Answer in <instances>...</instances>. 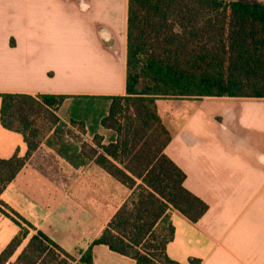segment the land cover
<instances>
[{
    "label": "crops",
    "instance_id": "crops-1",
    "mask_svg": "<svg viewBox=\"0 0 264 264\" xmlns=\"http://www.w3.org/2000/svg\"><path fill=\"white\" fill-rule=\"evenodd\" d=\"M126 17L127 0H0V93L67 95L57 115L75 138L63 141L75 148L81 141L92 144L95 134L102 144L113 141L114 132L99 124L108 105L93 117L62 110L74 101L107 103L105 96L125 93ZM161 102L171 135L164 153L184 172V187L208 206L194 223L170 211L174 236L166 254L183 264L189 258L200 264H264V98ZM186 107L187 119L177 118ZM71 120L82 122L84 132ZM204 120L211 130H204ZM26 150L22 136L0 124V158L23 157ZM129 194L92 161L72 164L50 139L0 199L75 253L88 247ZM16 232L0 213V252ZM93 250L94 264H136L104 245Z\"/></svg>",
    "mask_w": 264,
    "mask_h": 264
},
{
    "label": "trees",
    "instance_id": "trees-1",
    "mask_svg": "<svg viewBox=\"0 0 264 264\" xmlns=\"http://www.w3.org/2000/svg\"><path fill=\"white\" fill-rule=\"evenodd\" d=\"M125 66V93L105 96L107 113L99 119L114 132L106 144L96 134L92 144L81 141L78 148L63 141L75 138L57 115L67 95L0 93V124L19 133L27 147L23 157L0 158V195L50 139L72 164L92 161L130 190L97 237L75 253L0 199V213L17 226L0 264H94L96 245L136 264H183L166 254L174 236L170 211L194 223L208 206L184 187V172L164 153L171 135L160 101L264 98V1L127 0ZM71 124L84 132L82 122Z\"/></svg>",
    "mask_w": 264,
    "mask_h": 264
},
{
    "label": "rangeland",
    "instance_id": "rangeland-1",
    "mask_svg": "<svg viewBox=\"0 0 264 264\" xmlns=\"http://www.w3.org/2000/svg\"><path fill=\"white\" fill-rule=\"evenodd\" d=\"M250 1H254V0H250ZM107 103L102 102V101H82V102L74 101V102H71L68 107L65 106L62 111L64 114L66 113L67 115L68 114L72 115V114H75L74 112L79 111L84 116L89 115V117H93V116H96L99 112H101L103 110V108L106 105H108ZM160 103L162 105L161 101H160ZM62 111H61V113H62ZM188 113H189V108L186 107L185 109L184 108L180 109V111L176 112L175 115L177 118L185 119L186 116L188 115ZM179 121H180L179 119H173L172 123L176 124V123H179ZM202 124H205L206 127L208 128V129H206V127H205L204 130H206V131L211 130L209 127V124L207 122H205V120H204V122H202Z\"/></svg>",
    "mask_w": 264,
    "mask_h": 264
}]
</instances>
